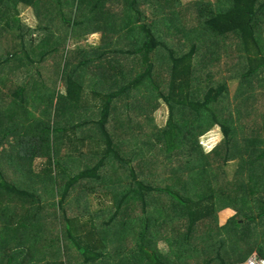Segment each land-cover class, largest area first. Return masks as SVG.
Segmentation results:
<instances>
[{
    "label": "trees",
    "instance_id": "1",
    "mask_svg": "<svg viewBox=\"0 0 264 264\" xmlns=\"http://www.w3.org/2000/svg\"><path fill=\"white\" fill-rule=\"evenodd\" d=\"M68 1L0 0V81L10 86L4 102L5 130L12 132L10 122L22 119L28 107L34 109L33 116L40 112L42 117H47L54 105L50 81L59 80L58 75L63 74L68 82V92L59 93L62 97L55 105L56 128L51 132L47 121L36 118L34 148L24 149L27 146L21 139L10 144L11 148L20 149L16 155L13 151L1 155L2 161L9 165L22 158V171L28 177L33 173L25 165L27 158L33 151L34 158L45 157L34 191L48 192L52 198L58 194L61 215L55 226L47 223L43 227L40 212L45 207L41 200L39 208L26 209V215H19L17 221L27 230L25 219L30 220V224L43 228L51 238L45 242L52 255L48 264H67L62 246L66 247L69 241L76 245L85 264L96 261L104 264L102 259L113 261L119 255L124 261H134L131 264L142 261L143 264H201L204 258L205 264L217 260L219 264H242L254 252L264 258V107L259 114L255 108L256 98L264 96V90L254 83L264 78L259 73L264 57L260 55L258 39L264 31V0H220L216 12L209 1L183 6L181 0H155L166 3L162 7H165L162 19L159 12L157 17L152 7L149 9L147 3L151 0H120L115 13L121 28L115 29L129 33L128 48L125 41L115 44L109 40L116 47L122 46L111 49L114 54L104 41L96 49L83 46L68 49L64 52L73 53V59L68 55V60H64L65 53L57 51L66 42L62 35L71 38L67 32L71 24ZM20 5L34 10L37 29L23 28ZM89 11L93 16L91 22L98 12V18L109 23V7L96 3ZM188 12L195 15L190 26L184 24ZM172 18L184 19L183 24H171ZM59 21L65 23L62 29ZM84 22L83 17L76 20L74 29L78 30ZM208 36L210 42H206ZM225 36L231 40V46L227 60H222L221 46L214 39ZM234 44L242 46L241 52L248 56V70L244 69V63L242 67L237 64L245 58L235 59ZM213 54L218 55L214 63L209 59ZM52 61L59 69L57 66L54 69ZM210 64L221 68L222 80H216L213 72L206 70ZM20 65H26L27 69L23 82L15 88L18 83L5 73L12 66L11 72L19 71ZM223 67L230 71L228 76L224 75ZM235 79L240 83L234 95L237 103L234 115L229 83ZM87 87H92L93 104L87 101ZM199 89L204 90L202 95ZM160 102L170 111L164 129L157 127L152 113L159 111ZM61 111L66 112L65 122ZM228 112L233 116L225 118ZM211 132L223 135L220 144L212 148L201 146L200 139ZM167 144L172 150L167 149ZM88 147L94 158L87 165L82 150ZM233 161L239 164V169L231 180L227 168ZM107 167L111 170L113 167L112 173L118 175L114 183L102 174ZM85 180L92 181L93 186L99 185L100 190L114 192L115 196L126 195L134 206L143 205L147 215L143 236L151 235L149 243L140 249L110 248L102 243L98 249L92 242L83 240L79 233V212L74 211L81 208L80 204L70 211L64 205L79 192L78 187L80 192L93 190V186L92 190L86 187ZM124 180L125 184L118 190L117 186ZM0 188L6 192L11 188L22 190L9 184H0ZM260 199L263 211L256 217L249 216L248 213L259 211L253 204L260 205ZM257 219L261 224L259 233ZM159 220L164 221L163 225L174 226L177 232L183 229V233L167 242L165 249L154 243L158 234L153 231ZM246 231L252 238L249 246L243 245ZM26 232L17 233L26 238ZM257 237L262 240L258 241ZM7 264L24 262L12 258Z\"/></svg>",
    "mask_w": 264,
    "mask_h": 264
},
{
    "label": "crops",
    "instance_id": "2",
    "mask_svg": "<svg viewBox=\"0 0 264 264\" xmlns=\"http://www.w3.org/2000/svg\"><path fill=\"white\" fill-rule=\"evenodd\" d=\"M109 7H113L116 9L117 2L116 1H109ZM105 6V5H104ZM106 7V6H105ZM117 18L113 17V20L109 14L107 21L110 23L113 21L112 24H115ZM65 23L63 21H59L60 29L64 27ZM119 26V23L108 27L109 31L107 33L101 31H94L91 33H78L73 40L67 37L65 34L62 37L65 38L66 42H64L58 49L57 52L65 53L68 49L75 48L78 46L83 47H92L98 48L102 47L106 41L108 46L112 47L110 49L119 48L122 46H115L113 43H110L109 40L113 41L115 44L119 41H125L126 49L128 48V38H130L129 33H125V30L118 32L115 28ZM37 29V28H36ZM60 36V35H59ZM132 37V36H131ZM36 38V37H33ZM92 39H98L97 42H92ZM73 44V46H72ZM108 48V47H107ZM65 51V52H64ZM112 54L113 50H110ZM52 66L54 64V69H56L57 63L51 62ZM82 66V65H81ZM94 66V65H91ZM86 69L91 70L88 66ZM57 69L58 66H57ZM56 69V70H57ZM12 79V78H11ZM16 81L18 85L15 86L17 88L20 83L17 79H12ZM64 80V78H63ZM64 84V93L68 92V82L66 80ZM0 184L5 185H14L17 186L19 189L22 190H14L11 188V191L6 192L2 188H0V264H7V261L14 258L16 262H24V264H48L52 260V255L49 252V246H46L45 242L49 239L47 233H44L42 229H40L37 225L30 224L29 221L25 219L27 223L28 229L25 230L22 227V224L18 223L19 215L24 216L26 215V209H34V206L39 208L45 207L44 211L40 212V219L43 220V227L47 225L55 226L56 221H58V217L61 215V210L58 206V201L60 200L58 194H54L55 198H52L48 194V192H35L34 191V182L38 179L37 173L34 168V162L37 158H34L33 153L30 155V158H27L25 165L27 168H32L33 174H29L25 176V172L22 171V161L20 157H18L16 163L14 165L6 164V162L2 161L1 155L5 151L12 152L16 155L17 151L16 148H11L10 144L17 143L18 140L23 139L25 145L24 149L34 148V122L36 121L34 118V109L28 107L27 113L21 118H18L16 122H10L12 127L14 128L13 131H6V118L4 112V102L6 98V94H9L10 86H6L3 82L0 81ZM62 88V87H61ZM92 88V87H91ZM62 92V91H61ZM62 92V93H63ZM87 99V98H86ZM89 103L93 104V97L92 101ZM99 106L100 103H98ZM32 114V115H30ZM80 116H78L79 118ZM77 122V121H75ZM10 125V126H11ZM14 139L16 142H14ZM19 142V141H18ZM34 150V149H33ZM40 158V157H38ZM25 167V166H24ZM117 174L115 172L111 173L110 179L114 183L115 179L117 178ZM23 182V184H21ZM40 184V183H37ZM125 184V180L117 186L118 190H120L121 185ZM28 189V191L23 190ZM99 190V191H98ZM120 192V191H119ZM77 195V196H74ZM72 196H68V201L74 205V207L80 204V207L83 208V214L78 213V217H80V224L79 233L83 236V240H88V242H92L95 244L98 249L102 247V243L107 244L108 246L113 247H122L127 249L138 248L140 249L141 246H145V244L149 243L151 235L148 234L146 237L143 236L145 231V223L147 221L146 211L144 210V206H134L132 201L124 195V198L121 197V194H117L115 196L114 192H107L99 189V186H95L94 190L89 192H77ZM93 197L96 199L98 209H94L92 213L88 212L89 208V198ZM42 200L41 205L39 204ZM45 200L53 201L52 205L46 207L43 203ZM83 200V201H82ZM108 201V202H107ZM70 203H67L69 205ZM67 205H64L67 208ZM259 211H263L262 204L256 205L253 204ZM54 206H56L54 208ZM87 207V209L85 208ZM135 207V208H133ZM138 207V208H137ZM260 207V208H259ZM74 209V208H72ZM70 210V209H67ZM262 210V211H261ZM18 214V215H17ZM256 215V216H257ZM23 223V222H22ZM255 225H257L259 233L260 229V222L257 219ZM157 228L154 229L153 232L158 234L156 237L159 248L165 249L167 242L171 239L174 240V237L177 234L183 233L182 227L177 232L178 229H173L174 226L172 225H160L157 223ZM51 229V228H50ZM26 231H32L29 235ZM40 231V232H39ZM26 232V238H22L21 234L18 233ZM79 233L77 235L79 236ZM34 235H37L40 239L34 240ZM194 238H196L195 234H193ZM54 237V235L52 236ZM56 237V236H55ZM49 238V239H48ZM37 241H41V251H37L35 249V243ZM155 241V239H153ZM70 243L74 244L73 241H69L66 244V247L62 246V250L65 251V260H67V264H85L83 262L82 255L76 249V245H73V248L70 247ZM114 244V245H113ZM92 246V245H91ZM93 247V246H92ZM72 251V253H71ZM94 251V250H93ZM139 251V250H138ZM128 253H133V251L128 250ZM255 253V252H254ZM126 254V253H125ZM55 255V254H53ZM73 255V256H72ZM144 254L142 253V256ZM128 256V254H127ZM73 257V258H72ZM116 257V256H115ZM129 258V256H128ZM74 259V261H73ZM117 260L114 258L113 261ZM101 261L104 264H117L116 262H111L102 259ZM134 262L130 259L122 260L121 264H131ZM99 261H96L94 264H98ZM100 264V263H99ZM143 264V261L142 263Z\"/></svg>",
    "mask_w": 264,
    "mask_h": 264
},
{
    "label": "rangeland",
    "instance_id": "3",
    "mask_svg": "<svg viewBox=\"0 0 264 264\" xmlns=\"http://www.w3.org/2000/svg\"><path fill=\"white\" fill-rule=\"evenodd\" d=\"M109 1L110 0H91V1L90 0H83V1L69 0L68 1V7H69V11L71 13V15H69V18L71 19V24L69 25V28L67 29V32L70 34V37H71L72 40H73V38L78 33H87V32H94V31L108 32L109 31L108 30V27H112V26H114V25L117 24L119 17L115 13V11L118 10V4H117L116 9H113V7H109V4H110ZM112 1L121 2L120 0H112ZM156 1L155 0H151L147 4L150 5V7H149L150 10H151V7H152V9L154 10V12H156V15L159 12L160 13L159 18L162 19L164 17V14L163 13H164V9H165V7H164V9H162V7L165 6L166 3L165 2L164 3H158ZM198 1H205V2L206 1H209L210 6L212 7V10L214 12H216L219 9V5H221L220 4L221 3L220 0H181L183 6L187 5L188 3H191V2L193 3V2H198ZM96 3H100L101 5H105L106 7H109V9H111L110 16H111L112 20H113V17L114 18H117L115 24H112L113 21L110 22V23H107L106 21L104 22V18H100L99 19L98 18V12L96 14L97 16H96L95 20L93 22H91L93 16L91 15L89 9H91V7H93ZM184 9H185V7H184ZM18 11H19V14H20V17L19 18L21 20V23H22L23 28H24V26L27 27V28H32V29H36L38 27V20L36 19V16H35V13H34V10L33 9H28V7H25L23 5H20L18 7ZM186 16L187 17L185 18L186 21L184 22V24L190 26L192 24L193 18H195V15L194 14L191 15L190 12H188L186 14ZM82 17H83V19H84L85 22L82 23L80 26H78V30L77 29H74V22L76 20L82 18ZM157 17H158V15H157ZM183 21H184V19L172 18L169 22L171 24H174V23L183 24ZM120 28H121L120 26H116V29H120ZM19 34L20 33H18V35ZM9 35L12 36V34H9ZM208 38H209V36H208ZM258 39L261 42V49H262V53L260 55L264 57V31H263V33H261V35H260V37ZM214 40H217V42L219 43L218 45L221 46V53L220 54L222 56V60H224V59L227 60V57L228 56L226 57V53L228 52V47L231 46V40L228 38V36H225V38L216 37V39H214ZM97 41H98V39H92V42H97ZM208 41L210 42V38H209V40H206V42H208ZM121 43H122V41H119L118 42V44H121ZM72 46H73V44H72ZM107 49L109 51L111 50L109 47ZM232 49H233V53H235V59L237 57H244L245 58V59H243L242 62H238L237 61V64L238 65H241V67L245 65L244 66V69H245L246 66L248 65V63L246 62V59H247L248 56L246 55V53L241 52V50L243 49V47L242 46H239L238 44L237 45L234 44V45H232ZM71 50H73V49H71ZM228 54H229V52H228ZM255 54L256 53H253L252 55L255 56ZM68 55H70V58H69ZM113 56L115 57V56H118V55H113ZM210 56H212L211 58H209V59H211L210 61H213V63H214V60H216V58L218 57V55L213 54V55H210ZM251 57H253V56H251ZM68 58L69 59H73V53H65V54H63L62 59L68 60ZM259 60H261L260 57H259ZM242 63H244V65H242ZM12 68H14V67L13 66L12 67H9V69L7 70V74L5 73V76H9L10 79L11 78L12 79H17L19 81V83L21 84L23 82V77H24L25 72H26V69H27L26 68V65H20V66H18L19 71L13 70V72H11V69ZM223 69H224L223 70L224 71V75L225 76H228L230 74V71L227 70L225 67H223ZM206 70H211L213 72V77L216 76V80H222L221 75H219V72H221V68L217 64H213V65L210 64V65H208ZM245 70H248V67ZM259 73H261L264 76V66H261V71H259ZM62 75L63 74L58 75L59 80H55L54 79V80H51L50 81V84L49 85H50V88L52 89L51 92L54 93V105H53V108H50L48 110L47 117H42L41 114H40V112H36L35 113L36 116H34L35 120H36V118H38V119H40L42 121H47L48 124L51 127V132H52V129L56 128L54 126V124H55V119H54L55 117L54 116H55V112H56L55 105L57 103V99H60V97H62V96H59V93H61V91L63 92L65 90L64 89L65 81L63 80ZM239 83L240 82H238L236 79L233 80V81L231 80V82L229 83L230 84V97H231L230 98V101L231 102L234 101L233 102V105H232V108L233 109H232L231 113L234 114V115H235V107H234V105L235 106L237 105V103H236V101L234 99L235 98L234 95H235L236 90H237V88L239 86L238 85ZM254 83L256 85L260 86V89L262 88L264 90V78L263 77L261 79H259L258 81H255ZM202 86H204V85L202 84ZM56 91H57V94H56ZM203 91L204 90H200L199 89L198 93L200 95H202ZM92 97L93 96L91 94V88L90 87H87V98L89 99V101H92ZM160 103H161V105H160L159 111L158 110H154L152 113L155 114V120H156V123L158 125L157 127H159V129H164L168 125V122L170 120V111H169L168 106L165 105V103H163V102H160ZM64 105H66V104H64ZM263 107H264V96H261V95L260 96H257L256 102H255V108H257L256 109L257 114H259L260 112L263 111ZM50 113L52 115L51 117H50ZM232 114H230L228 112V113L225 114L224 117L225 118H230V115H232ZM60 115L62 117V120L64 121V118L66 117V112L61 111L60 112ZM257 116L258 115H255L254 118H257ZM220 134H218V133H212L211 132V133H208V134L204 135L200 139L201 146H206V147H210V148L217 147L220 144V142H221V137L223 138V135L221 136ZM52 137H53V134L51 133V138ZM239 140L241 141L242 138L239 139ZM174 145H175V143H174ZM167 146H168L167 149L169 151L172 150L173 147H170V144H167ZM263 147H264V145H263ZM102 148H105V147L102 146ZM82 151H83V154L86 155V160H85L86 163L85 164L88 165L90 163V161H92V158H94V157H92L90 155V148L89 147L88 148H84ZM44 162H45V157H40V158H37L35 160V162H34V168H35V171L36 172H39V171H41L44 168ZM113 167H112V170H113ZM107 168L108 169H106V171H103L102 174L105 177H108L109 178L111 176L112 170L110 169V167H107ZM158 169H160L162 171V168L161 167H159ZM238 169H239V164H237L236 161H233V162H231L228 165L227 171H228V174L230 175V179L231 180H233L235 178V174H236V172H237ZM91 182L92 181H86L85 180L84 183H85L86 187H89L92 190V187L91 186H93V185H91ZM21 184H23V182H21ZM95 186H99V185H95ZM95 186H93V190H94V187ZM77 189L80 192V188L78 187ZM80 194H81V192H80ZM263 194H264V192H263ZM74 196H77V195H74ZM260 196L258 197V199L260 198ZM262 201H264V200L262 199ZM52 203H53V201L45 200L43 204L46 207H49L50 205H52ZM97 203L100 204V203H102V201L101 202H98L96 199H93L92 196H91V198H89V208L87 209L89 213H92L93 214L92 211L94 209H98V206H97L98 204ZM260 204H262L261 199H260ZM263 205H264V202H263ZM73 207H74V205L72 203H70L69 205H67V208L66 209H70L71 210ZM70 210H68V211H70ZM74 211L83 214V208L82 207L80 209H75ZM250 214L253 215L254 217H256L257 212L248 213L249 216H251ZM221 217H222L223 220H227V218L225 219V215L221 214ZM243 220H245V217H243ZM159 223H160V225H162L164 223V221L159 220ZM247 232L248 231L244 232V235H245L244 237L245 238L243 240V245H245V246H249L252 243V240H251L252 238L250 236L248 237ZM35 239H40V238L37 235H34V240ZM257 239H259L258 241L262 240L260 237H257ZM230 243H231V241H230ZM41 244H42L41 241H37L35 243V249L37 251H41ZM70 244H71L70 247L73 248V245L74 244H72V243H70ZM211 248L213 249V247H211ZM71 253H72V251H71ZM171 254H173L174 255L173 257H175V259H176V252H173ZM202 260H203V263H201V264H205L204 263L205 258L202 259ZM73 261H74V259H73ZM111 262H116L117 264H120V263H122V258L119 255V257L117 258V260L111 261ZM219 262H220V260H217L216 262H214V264H219Z\"/></svg>",
    "mask_w": 264,
    "mask_h": 264
},
{
    "label": "built area",
    "instance_id": "4",
    "mask_svg": "<svg viewBox=\"0 0 264 264\" xmlns=\"http://www.w3.org/2000/svg\"><path fill=\"white\" fill-rule=\"evenodd\" d=\"M242 264H264V258L254 253L246 262Z\"/></svg>",
    "mask_w": 264,
    "mask_h": 264
}]
</instances>
